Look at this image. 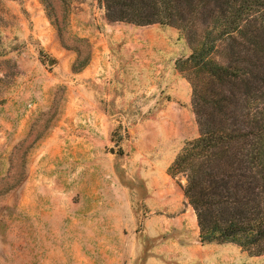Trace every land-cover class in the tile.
<instances>
[{"label": "rangeland", "instance_id": "obj_1", "mask_svg": "<svg viewBox=\"0 0 264 264\" xmlns=\"http://www.w3.org/2000/svg\"><path fill=\"white\" fill-rule=\"evenodd\" d=\"M192 50L176 26L110 22L103 0H0V264H264L202 244L170 173L200 133L193 81L221 91Z\"/></svg>", "mask_w": 264, "mask_h": 264}, {"label": "trees", "instance_id": "obj_2", "mask_svg": "<svg viewBox=\"0 0 264 264\" xmlns=\"http://www.w3.org/2000/svg\"><path fill=\"white\" fill-rule=\"evenodd\" d=\"M103 1L110 22L176 26L193 46L185 62L220 88L207 93L193 81L200 133L169 170L186 176L202 244L264 255V0Z\"/></svg>", "mask_w": 264, "mask_h": 264}, {"label": "crops", "instance_id": "obj_3", "mask_svg": "<svg viewBox=\"0 0 264 264\" xmlns=\"http://www.w3.org/2000/svg\"><path fill=\"white\" fill-rule=\"evenodd\" d=\"M183 192H184V190H183ZM184 196H185V192H184ZM192 209V208H191ZM186 216H187V211H184V212H182L180 215H179V217H177V219L174 221L175 222V225L176 226H179V227H183L184 225H185V218H186ZM193 223H191V224H189V223H187V228H192L194 225H192Z\"/></svg>", "mask_w": 264, "mask_h": 264}]
</instances>
